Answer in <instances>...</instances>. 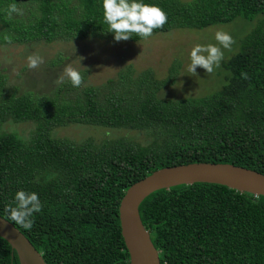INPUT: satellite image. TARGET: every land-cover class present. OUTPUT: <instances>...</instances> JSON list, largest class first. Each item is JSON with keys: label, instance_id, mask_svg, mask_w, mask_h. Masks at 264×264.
I'll return each instance as SVG.
<instances>
[{"label": "trees", "instance_id": "trees-1", "mask_svg": "<svg viewBox=\"0 0 264 264\" xmlns=\"http://www.w3.org/2000/svg\"><path fill=\"white\" fill-rule=\"evenodd\" d=\"M145 2L167 14L153 34L261 18L222 62L224 82L201 96L160 97L173 81L172 68L157 79L150 68L127 65L100 85L74 88L66 80L52 96L19 92L0 68V216L46 264H129L119 201L129 185L160 167L220 162L264 174V0ZM12 3L21 14H6ZM98 3L0 0V45L113 39ZM20 122L31 124L28 136L14 128ZM71 123L116 133L79 142L52 134ZM19 189L35 192L42 203L30 229L3 213ZM138 212L160 264H264L263 196L220 184H180L153 191ZM0 264H19L1 237Z\"/></svg>", "mask_w": 264, "mask_h": 264}, {"label": "rangeland", "instance_id": "rangeland-1", "mask_svg": "<svg viewBox=\"0 0 264 264\" xmlns=\"http://www.w3.org/2000/svg\"><path fill=\"white\" fill-rule=\"evenodd\" d=\"M259 18L260 14L252 19L235 17L226 23L201 29L183 28L155 33L138 41L116 42L113 39L83 38L9 43L0 45V68L7 74L8 83L16 86L19 92L30 90L49 96L60 85L56 80L63 75V68L67 64L80 73H85L81 85H100L127 65H131L135 71L150 68L157 79L167 77L172 68L173 81L158 91L160 97L201 96L216 90L224 82L226 73L221 67L222 62L238 50L240 40L256 26ZM217 30H223L232 36L234 43L231 51L221 49L224 58L219 68H214L213 72L207 73L197 66L196 75L188 73V50L196 43L215 44L213 33ZM29 55L42 57L43 63L36 68H28L26 57ZM52 59H56L54 63H51ZM14 128L19 135L28 136L31 124L20 122ZM113 133H116L114 129L73 123L52 131L56 137H67L76 142L87 138L99 141Z\"/></svg>", "mask_w": 264, "mask_h": 264}, {"label": "water", "instance_id": "water-1", "mask_svg": "<svg viewBox=\"0 0 264 264\" xmlns=\"http://www.w3.org/2000/svg\"><path fill=\"white\" fill-rule=\"evenodd\" d=\"M193 183L220 184L264 197V174L250 168L220 162H190L160 167L129 185L119 201L120 233L129 264H160L158 250L139 217L140 202L158 189ZM0 237L15 251L19 264H46L30 241L2 216Z\"/></svg>", "mask_w": 264, "mask_h": 264}, {"label": "clouds", "instance_id": "clouds-1", "mask_svg": "<svg viewBox=\"0 0 264 264\" xmlns=\"http://www.w3.org/2000/svg\"><path fill=\"white\" fill-rule=\"evenodd\" d=\"M98 6L102 10L103 22L107 25L106 32L111 33L114 41L127 40L133 37L145 39L153 35L154 29H160L167 21V14L156 3H146L145 0H99ZM19 15L20 10L15 3L9 4L6 14ZM215 44H194L187 53L188 63L186 71L196 75L197 66L205 72L211 73L214 68H219L224 53L221 49L231 51L234 40L230 34L223 30L213 33ZM7 39V37L5 38ZM27 67L36 68L43 63V58L38 55L26 57ZM243 75V74H242ZM72 87H79L82 82L81 73L72 65L63 68V75L56 80L62 84L64 80ZM13 204H6L3 213L16 225L30 229L33 223V214L39 213L42 203L37 194L24 189L16 190L13 194Z\"/></svg>", "mask_w": 264, "mask_h": 264}]
</instances>
